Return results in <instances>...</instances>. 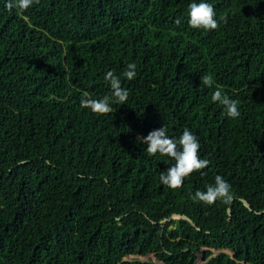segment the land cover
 I'll list each match as a JSON object with an SVG mask.
<instances>
[{
    "label": "trees",
    "instance_id": "trees-1",
    "mask_svg": "<svg viewBox=\"0 0 264 264\" xmlns=\"http://www.w3.org/2000/svg\"><path fill=\"white\" fill-rule=\"evenodd\" d=\"M193 2L213 6L216 30L190 27ZM7 3L0 264H264V0H39L23 12ZM109 71L129 99L93 114L81 98L110 95ZM216 86L239 101V117L212 101ZM161 126L175 139L189 129L209 160L179 189L159 179L174 161L137 142ZM217 175L231 202L190 198ZM171 215L194 226L162 221Z\"/></svg>",
    "mask_w": 264,
    "mask_h": 264
},
{
    "label": "clouds",
    "instance_id": "clouds-1",
    "mask_svg": "<svg viewBox=\"0 0 264 264\" xmlns=\"http://www.w3.org/2000/svg\"><path fill=\"white\" fill-rule=\"evenodd\" d=\"M34 3H39V0H8L6 8L8 11L17 8L23 12L32 7ZM188 7V24L192 29L208 31L216 30L219 27L216 12L211 4L193 2ZM176 23L179 24L180 21L177 20ZM136 68L135 63L128 64L123 76L131 81L137 75ZM105 79L110 83V95H105L101 99H94L90 93L85 92L80 101L82 108L90 109L93 114L105 115L114 113L112 103L119 105L127 103L130 93L129 90L122 87L120 77L109 71ZM201 83L205 87H212L214 85L212 75L205 74L202 76ZM211 98L213 102H218L225 108L229 118L235 119L240 116L239 101L231 99L220 86H216ZM137 142L147 146L146 151L149 155L156 156L159 154L174 161L171 167L166 172H162L159 177L163 185L173 190L181 188L185 178L192 173L199 172L209 165V160L200 158L199 141L187 128L183 130L179 139H175L169 137L167 129L161 126L159 129L149 132L146 137L138 136ZM190 198L207 205H212L217 201L227 204L232 201L233 193L231 185L223 177L217 175L214 184L208 185L206 191L197 190Z\"/></svg>",
    "mask_w": 264,
    "mask_h": 264
},
{
    "label": "water",
    "instance_id": "water-1",
    "mask_svg": "<svg viewBox=\"0 0 264 264\" xmlns=\"http://www.w3.org/2000/svg\"><path fill=\"white\" fill-rule=\"evenodd\" d=\"M240 201L242 202V204L246 208H249L248 204L243 199H240ZM263 212H264V210H263ZM227 213H228V209H227ZM176 217H181V218L185 219L186 221H188L192 226H194V224L191 222V220L188 217L184 216V215H180V216H178V215H171L169 218L163 219L162 221L168 220L170 218H176Z\"/></svg>",
    "mask_w": 264,
    "mask_h": 264
},
{
    "label": "rangeland",
    "instance_id": "rangeland-1",
    "mask_svg": "<svg viewBox=\"0 0 264 264\" xmlns=\"http://www.w3.org/2000/svg\"><path fill=\"white\" fill-rule=\"evenodd\" d=\"M134 257H138V256H129V258H134ZM148 257H151V255H147L145 257H138V258L145 260ZM199 261H200V255L197 257V259H195V264H197Z\"/></svg>",
    "mask_w": 264,
    "mask_h": 264
}]
</instances>
